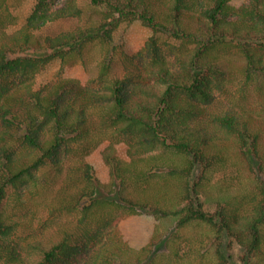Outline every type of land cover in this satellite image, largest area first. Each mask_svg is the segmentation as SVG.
<instances>
[{
    "label": "trees",
    "instance_id": "trees-1",
    "mask_svg": "<svg viewBox=\"0 0 264 264\" xmlns=\"http://www.w3.org/2000/svg\"><path fill=\"white\" fill-rule=\"evenodd\" d=\"M233 1L88 0L97 23L49 33L86 9L36 0L20 29H0V264H232L233 241L243 264H264V100L244 104L250 85L264 92V0ZM136 21L145 43L116 44ZM94 43L96 77L66 76ZM105 143L107 178L87 160ZM227 171L256 184L208 209ZM55 189L48 217L21 232L15 211ZM142 214L155 228L138 245L121 223Z\"/></svg>",
    "mask_w": 264,
    "mask_h": 264
},
{
    "label": "rangeland",
    "instance_id": "rangeland-1",
    "mask_svg": "<svg viewBox=\"0 0 264 264\" xmlns=\"http://www.w3.org/2000/svg\"><path fill=\"white\" fill-rule=\"evenodd\" d=\"M248 1L249 0H234L233 2L237 6H241L242 4L247 3ZM35 4L36 0H8V2L5 4L4 16H2L0 29H7L8 32H14L20 29L26 23L28 17L31 15ZM82 4L84 6V9H86L85 15L82 19H73L57 22L54 25L47 27L48 30L46 29L45 32H56L61 28H70L75 27L76 25L97 23L101 18L100 11L96 8L90 7L88 4V0H82ZM150 33L151 31L149 30V28L144 26L139 21L130 24L123 23L115 31L114 41L116 44H120L122 42L129 43L133 46L134 50H137L145 43L146 39L150 36ZM101 53L102 50L100 45H98L97 43L90 45L85 51L84 61L81 60L79 57L74 60L70 65H67L64 69L65 75L79 78L96 77L98 73L97 65L100 60ZM60 69V60L52 62L43 72L38 75V85L55 79ZM123 71L124 67L122 63L117 62L115 65V72L118 75H122ZM237 84L240 85L238 81ZM263 93H261L259 89H256V86L250 85L249 94H251V102L245 101L244 104L248 107H251L253 102H255L256 100L257 104H261L264 100ZM222 99L225 103H231L229 97L224 96L222 97ZM106 146L107 143L101 145L87 158L89 162H91L97 167L98 171L100 172L103 178H107L108 176V168L104 165L102 159V152L105 150ZM70 161L68 162V164H70ZM74 161L75 160H73L72 163H74ZM248 173V171H245V175L247 177L242 179L243 184H239V181L237 182L236 179H232V174H230V171H227L226 176H224L223 173L216 176L217 178L213 181V183L215 184L217 181L220 182V184L223 183L221 186L223 187V190L214 189L213 193L209 197L204 198V200L206 201L207 208L214 209L218 200H221V198H224V196L227 195L225 192L229 188H233L235 190L234 194H247L250 189H252L256 184V182L253 181L252 178L248 177ZM262 178L264 179L263 174ZM57 190L58 189H55V191L52 192L42 193L34 199L27 201L26 205H24V208L17 209L15 211V218L18 219V221H20L21 223V232L26 233V231L37 226L41 219L48 217L49 212L47 210V205L50 200L54 198ZM228 197L229 195H227L225 199H228ZM121 228L123 232L133 236L134 243L140 245L152 236L155 228V220L152 216H150V214H142L140 216L131 217L126 221L124 220L121 223ZM229 242L230 241L228 240L226 245H229ZM227 251L233 256L232 264H243L242 259L244 257L245 252L243 248L238 243H236V241L232 242L231 247L227 248Z\"/></svg>",
    "mask_w": 264,
    "mask_h": 264
}]
</instances>
